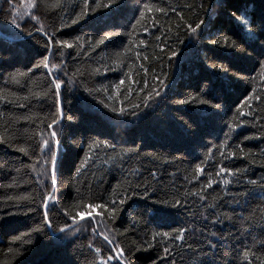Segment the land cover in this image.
<instances>
[{"label": "trees", "instance_id": "1", "mask_svg": "<svg viewBox=\"0 0 264 264\" xmlns=\"http://www.w3.org/2000/svg\"><path fill=\"white\" fill-rule=\"evenodd\" d=\"M32 2L0 0V264H97L111 254L103 240L92 236L91 228L57 239L62 234L50 235L51 229L42 222L41 194L51 186L48 178H42L43 182L38 178L41 156L32 149L40 131L48 135L45 126L54 109L51 96L43 98L46 70L35 68L41 54L47 55L46 37L35 31L39 25L34 27L30 12L40 18L45 31L56 33V40L71 43L79 36L83 45L64 48L62 65L58 55L49 57V67L61 65L68 74L63 79L72 80L61 90L65 118L57 125V209L70 205L73 213L83 211V204L109 199L114 189L123 191L127 178L133 185H150L147 198L143 188L139 189L123 206L116 223L109 224L115 229V242L125 248L126 255L131 251V264H247L244 251H249L251 264H264V248L260 247L264 241V128L259 126L264 124V31L258 27L264 23V0H166L177 6L184 20L172 12L168 16L146 14L156 18L157 27L151 26V19L136 24L140 0H124L115 10L101 8L94 17L71 26H67L69 18L82 0H39L38 11L29 8ZM189 3L195 6L192 10L182 7ZM232 13L246 14L256 35H248ZM13 19L21 29H16ZM198 20L204 21L200 35L190 38L184 24L194 27ZM60 23L66 26L56 31ZM144 25L151 35L144 32ZM109 30L118 35L96 46ZM140 40L145 44L137 48ZM52 51L55 54L57 49ZM136 52L141 58H136ZM157 77L167 85L166 90ZM120 80L124 84L117 93ZM153 87L161 90V96L149 109H142L139 119L111 112L114 105L131 110V104L139 103ZM257 95L262 98L259 107L254 101ZM248 97H253L251 108L245 104ZM237 110L246 115L233 120ZM122 120L130 123H118ZM241 121L243 126L226 140L227 125ZM246 136L261 138L246 140ZM222 144L230 147L221 151L232 150L240 157L224 164L242 174L225 176L233 181L227 186L220 183L206 189L207 173L214 175V166L221 161L217 149ZM237 144L244 153L236 149ZM130 148L136 151L128 153ZM117 153L122 160H109ZM197 166L204 169L203 174L195 171ZM133 169L136 175L129 176ZM151 172H156L155 179ZM77 191L83 199L75 198ZM201 195L207 199L201 200ZM177 200L180 205L173 207ZM96 212L106 217L103 209ZM54 217L52 229L63 227L58 211L49 213V219ZM240 217L248 219L242 224ZM183 228L189 230L185 241L168 243L172 255L165 259L160 258L165 244L160 237L155 248L135 250L151 233L175 235L176 229ZM108 234L113 239V233ZM220 236L227 239H217ZM209 240L215 249L208 246Z\"/></svg>", "mask_w": 264, "mask_h": 264}, {"label": "snow or ice", "instance_id": "2", "mask_svg": "<svg viewBox=\"0 0 264 264\" xmlns=\"http://www.w3.org/2000/svg\"><path fill=\"white\" fill-rule=\"evenodd\" d=\"M91 3V7H90ZM124 3V0H106L105 3L101 4L100 0H82V4H77L76 7L79 9L78 11L74 10L73 14L69 18V23L67 26L76 25L80 23L82 20L87 21L90 17H94L97 10L103 8L105 10L112 9L115 10V8L119 7L120 4ZM39 0H33L31 4H29V8L36 9L37 11L40 8ZM182 7H186L189 10H192L195 6L191 3L186 4ZM136 11L139 14L140 19L136 20V24H140L142 19H151L152 27H157V21L156 18L153 16H146V14H151L153 12L160 13L162 16H168L169 12L175 13L177 17L180 20H184L183 15L181 12H177V6L172 5L170 3H166V0H157V3H153L152 0H140V4L137 6ZM232 15L241 23V25L245 28V31L248 35H256L255 30L251 27L252 21H250L246 14H242L241 16H236V13H232ZM29 17L31 21H34V27L35 25H39V27H35V31L37 33H41L44 37H46L44 47L47 50V55L41 54L42 59L40 63L35 65V68H43L45 69V75L47 77L45 82V88L46 91L44 92V99H47L48 96H51L52 99V107L54 111L52 112V119L49 123L46 124L45 130H47L48 135H44V131H40L39 137L36 140L35 148L32 149L33 153H39L41 156V167L39 171L37 172L38 178H41V182H43L44 177L48 178L51 189L48 191H45L41 194V203L40 207L42 209V215L43 220L42 222L45 224V226L49 229H51L50 235H55L57 232L62 234L60 236H57V239H65L70 236H76L78 233L82 231V229L86 230L87 228H91L92 234L94 236L102 237L104 243L107 245L109 251L111 252L110 255H107L103 258H101L97 264H131V261L129 260V256L131 255V251H129L128 255L125 254L126 250L124 247H121L119 242H115L114 236H115V229L112 227H109V224L114 225L119 217V214L123 211V206L134 196L138 195V190L143 188V195L145 198H147V193L150 185L148 184H135L133 185L130 180L127 178L124 181V190L120 192H116V190H113V193L111 194V198L104 199L101 197L100 203H88L83 204V211H77L72 212L70 205H65L63 208L57 209L56 205L59 203V201L55 198V190L57 188L58 180L56 177V163H57V152H58V146H59V139H58V131H57V125L60 123L61 120H63L64 114H63V108H62V101H61V90L62 88L66 87L67 83H71L72 80L69 79L65 81L63 77L67 76V72L61 67L63 64V56L64 48H73L78 47L82 48L83 45L80 43L82 40L81 37L77 36L74 38L73 42L63 41V40H56L55 39V32H52L51 34L48 31L44 30V25L41 23L40 18L33 14L29 13ZM61 21H63V17L60 18ZM12 23L15 25L16 29H21V25L16 21V19H13ZM204 24L203 20H198L195 22V26L191 23H185L184 27L186 29V32L190 34V38H195L200 33L198 32V29L201 28V25ZM66 25L64 23H60L58 26H56V31H61L63 27ZM136 25H132L133 31H135ZM162 28L163 26L160 25ZM260 31H264V23L260 24L259 26ZM144 32L151 35L149 32L148 25H144L143 28ZM29 36L32 35V32L28 33ZM113 35H118V33H115L113 31H106L102 38H100L98 41H96V46L105 44V41L109 40ZM156 40H160V37L157 36ZM92 41L89 40L88 44L89 47H92ZM212 43L219 44V41H212ZM145 41L140 40L139 44L136 45L137 48H139L141 45H144ZM55 47L57 49L56 53L54 54L52 49ZM264 47V45H262ZM92 51H95V48L92 47ZM164 52V49L161 47V53ZM175 53H173L174 55ZM58 55L61 57V65L52 64L51 67H49V57H55ZM136 58H141L140 53L136 52ZM144 59H147V57H144ZM143 69V65L140 66ZM214 68H217L219 71H223L227 73V69L223 68L222 66L213 65ZM56 71H53V70ZM31 71V70H30ZM146 71V69H145ZM19 75L23 76L26 75L25 73H19ZM12 79H15V76L12 77ZM158 83H160L163 88L166 90L167 85L164 84L163 80H160L158 77L156 78ZM124 84V80H120L119 84L115 86L116 92H120V85ZM97 91H101L100 89H97ZM105 92H107V89H104ZM140 91H144L143 88L140 89ZM161 96V90L153 87L150 91H148L143 97L140 98L139 103L131 104L130 109L122 107V106H110V110L113 114L120 116V117H133L139 119L142 115V109L146 110L149 109L154 102H156L157 98ZM108 99H114L113 96H109ZM253 100V97H248L245 100V104L252 107L250 101ZM254 101L257 107H259L260 103L262 102L261 96L257 95L254 97ZM183 103H189L188 100L183 101ZM204 103H207L206 101ZM20 107H24V105H19ZM108 107V105H106ZM212 107L219 108V105H212ZM256 109H252V112H255ZM250 112L249 114H252ZM246 114L243 111L237 110V113L233 117V120L236 119V116L244 117ZM25 119H28V117H25ZM68 119H71L69 117ZM258 119V114L253 115V120L256 121ZM118 123H130L128 120H122ZM243 122L236 123L234 125H227L229 128V131L225 133V139L227 140L231 133H233L237 128L242 127ZM253 127L257 126L255 123L252 125ZM260 127L264 128V124H260ZM35 138V137H34ZM260 136L255 137H245L244 139H259ZM2 139V137H0ZM95 143H101V142H95ZM105 146L107 145V142H103ZM114 147V146H112ZM230 147L226 144L220 145V148L217 149L220 153L221 161L214 166L215 168V174L213 175L212 172L207 173L206 180H205V188L211 189L213 187V184H220L227 186L233 181L231 179L225 178V176L228 177H236L240 174H242L240 169H236L233 171L232 169L228 168L224 161L231 160L233 158H240L236 156V152L229 150L227 152L221 151L220 149ZM236 149L240 153H244V149L240 147L239 144H237ZM21 152H24L27 154V149L24 147H20L18 149ZM128 153L135 152V149H127ZM261 154L264 155V149H261ZM150 155V154H149ZM247 155V154H245ZM123 157L120 156L119 153L116 154L115 157H109V160L114 162H119V160H122ZM155 159V157H153ZM105 163H108V161H105ZM34 171L36 169H33ZM197 173L203 174L204 169L197 166L195 169ZM136 170H130L129 176H135ZM150 175L153 179L156 178V172H151ZM187 179V177H186ZM248 183L250 184H256L257 182L254 180H249ZM2 187V186H0ZM76 199H83V194H81L79 191L76 193ZM201 200H206L207 197L204 195H201ZM9 200H24L26 197H9ZM51 203V207H49V204ZM180 201H174L173 207H178L180 205ZM207 207L212 208L215 207V205H208ZM96 209H103L104 213H106V217L103 216L102 213L96 212ZM52 211H58L60 214V217L64 220V226L58 227L56 229H52V224L54 222V219H49V213ZM97 217H101L99 220ZM207 219V217H204ZM231 219V218H229ZM248 219L245 217H240V221L243 224V222ZM84 221L82 223L81 221ZM137 223V221L133 220V224ZM105 231L109 233H113V239L109 238V235L105 234ZM189 230L187 228L183 229H176L175 235H171L169 232H155L150 234V239H144L139 242L135 246L136 251H148L150 249L155 248L160 241L157 239L160 237L165 241V244L162 248L163 255L160 257L161 259H165L172 255L171 249L167 246L168 243H172L173 245L176 244V242L183 243L185 241V233ZM125 233H120V235H124ZM213 236L216 234L213 233ZM217 239H227L226 237L220 236L217 237ZM189 249H192L193 252H196L197 250L193 248L192 244L187 245ZM208 246L212 249H215L216 245L212 243L211 240L208 241ZM261 248H264V241L260 244ZM9 251L11 252L12 249L10 248ZM98 252L99 249H96ZM250 253L249 251H244L243 256L247 262V264H251V261H248ZM254 259H258L257 257H254ZM156 264V262H154ZM174 264V262H173Z\"/></svg>", "mask_w": 264, "mask_h": 264}, {"label": "rangeland", "instance_id": "3", "mask_svg": "<svg viewBox=\"0 0 264 264\" xmlns=\"http://www.w3.org/2000/svg\"><path fill=\"white\" fill-rule=\"evenodd\" d=\"M90 233L92 234V231L90 230ZM93 237H95L93 234H92ZM99 239L103 240L102 237H99ZM106 245V244H105ZM107 246V245H106Z\"/></svg>", "mask_w": 264, "mask_h": 264}]
</instances>
